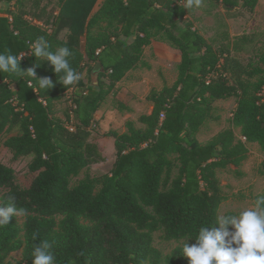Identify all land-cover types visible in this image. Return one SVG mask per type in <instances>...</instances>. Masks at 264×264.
Here are the masks:
<instances>
[{
    "label": "trees",
    "instance_id": "16d2710c",
    "mask_svg": "<svg viewBox=\"0 0 264 264\" xmlns=\"http://www.w3.org/2000/svg\"><path fill=\"white\" fill-rule=\"evenodd\" d=\"M58 2L56 12L44 0H0V54H26L21 68L39 64L37 78L54 84L43 90L33 80L37 92L28 88L30 77L0 71V136L13 159L29 158L37 173L21 187L15 168L0 161V206L14 196L27 210L22 227L17 217L0 226V264L18 250L22 264H33L34 247L44 240L55 264H189L183 244L195 243L201 227L216 226L227 198L221 176H243L248 143L264 151V31L232 35L226 22L256 12L259 0H203L191 10L185 0H103L96 10L99 0ZM198 10L214 18L211 39L195 25ZM40 36L53 52L66 46L74 53L76 84L66 88L48 61L31 55ZM153 41L179 50L176 80L149 90L153 108L138 124L127 120L125 131L109 132L112 169L73 185L105 159L91 139L95 113L129 71L150 67L145 49ZM229 98L236 102L231 126L201 142L199 131L219 118L215 102ZM157 231L179 243L165 257L154 246Z\"/></svg>",
    "mask_w": 264,
    "mask_h": 264
},
{
    "label": "rangeland",
    "instance_id": "374dc122",
    "mask_svg": "<svg viewBox=\"0 0 264 264\" xmlns=\"http://www.w3.org/2000/svg\"><path fill=\"white\" fill-rule=\"evenodd\" d=\"M44 0L49 3L50 8H54L56 12L59 9L58 0ZM103 0H99L96 8ZM195 25L203 33V35L211 39L215 34L216 23L211 15L203 14L202 10H198L194 17ZM228 29L232 35L242 33H250L253 31H264V0H260L259 8L254 13L245 11L242 15L235 18H226ZM64 30L60 33L64 35ZM145 58L150 63V67H139L129 71L126 77L120 81L116 92L111 93L100 113L99 124L95 127L92 140L98 143L101 153L105 156L104 161L92 164L85 168L77 177L72 180V184L78 183L87 175L98 176L109 172L112 169L116 154L114 148V137L109 133L111 131L122 132L125 128L127 120L123 121V113L116 107L117 95L122 94L123 101L129 103L134 101L137 110L133 113L138 115L139 111L149 109V101L140 98L144 93L152 87L160 88L165 83L172 84L178 75V63L180 62L179 50L171 47L165 42L153 41L151 45L145 49ZM88 81L87 78L84 79ZM136 99V101H135ZM146 106V107H145ZM217 120H210L198 133L201 142H207L214 134L220 130L230 127V119L236 107L234 98L221 99L215 102ZM113 110V115L109 109ZM62 114V111L59 112ZM138 117V116H137ZM103 120V125L100 121ZM238 136L241 135L239 129H236ZM4 136H0V161L12 166L16 171V182L21 187H29L32 184L36 172L30 171L28 167L29 158L15 160L13 154L9 152L3 144ZM251 157L245 164L246 175L242 179H230L229 175L223 174L221 177L224 182H229L227 189L228 198L222 204L220 213L226 214L232 212L238 214L241 210L254 205L253 195L264 193V151L259 145L249 144ZM20 226L24 224V216L17 217ZM232 230V228H230ZM179 243L176 241H166L162 237V232L157 231L154 234V246H156L163 254V257L169 255ZM22 250L15 251L10 254L7 264H22ZM143 264H152L147 261ZM164 264V263H162Z\"/></svg>",
    "mask_w": 264,
    "mask_h": 264
},
{
    "label": "clouds",
    "instance_id": "9594fccd",
    "mask_svg": "<svg viewBox=\"0 0 264 264\" xmlns=\"http://www.w3.org/2000/svg\"><path fill=\"white\" fill-rule=\"evenodd\" d=\"M202 3L203 0H185L183 8H199ZM30 49L31 55L48 61L53 66L58 81L66 88L81 79L80 73L70 66L69 58L74 53L68 47H59L53 52L45 37L40 36L30 44ZM25 55H13L10 49H5L4 54H0V71L15 73L20 78L30 77L28 88L36 91L33 80L37 82L39 89L54 87L50 77L37 78L36 67L39 64L27 69L21 68ZM8 199L7 206H0V226L11 223L13 217L27 214L26 209L16 207L14 196H9ZM36 238L37 234L34 233L33 239ZM51 249L52 244L47 240L35 246L32 252L33 264H55ZM182 253L188 258L189 264H264V194L258 196L252 207L243 209L236 215L218 213L216 226L201 227L195 243L189 245L185 242Z\"/></svg>",
    "mask_w": 264,
    "mask_h": 264
},
{
    "label": "crops",
    "instance_id": "0c3cea01",
    "mask_svg": "<svg viewBox=\"0 0 264 264\" xmlns=\"http://www.w3.org/2000/svg\"><path fill=\"white\" fill-rule=\"evenodd\" d=\"M259 4H260V0H259V3H258V5H257V7H256V10L259 8ZM128 75V74H127ZM124 79V78H123ZM122 79V80H123ZM121 80V81H122ZM120 83V82H119ZM118 83V84H119ZM118 84H117V87H118ZM161 88V87H160ZM149 92V91H148ZM148 92L146 91L145 93H144V95L143 96H141L140 95V98H143V99H146V96H147V94H148ZM117 98L118 99H120L119 101H122V102H124L126 105H128L130 108H131V110H124V111H121V110H119L116 106V108L120 111V112H122L123 113V121H124V119H129V120H134V121H136L137 122V120H138V117L141 115V114H144V113H150L151 112V110H152V108H153V106H152V104H151V102L149 103V109H147V110H142L141 109V111H139V113H138V117L136 116V115H134V111L135 110H137V105L135 104V102L134 101H129V103H127L126 101H123L122 99L124 98V96H122V94H120L119 93V95H117ZM147 100V99H146ZM107 101V100H106ZM105 101V102H106ZM135 101H136V99H135ZM148 101V100H147ZM105 102H104V104H105ZM104 104L102 105V107L95 113V118L98 120V124H99V119H100V113L103 111L102 110V108H104L103 106H104ZM146 107V106H145ZM108 113H111L112 115H113V110H112V108L111 109H109V112ZM100 123L103 125V120H101L100 121ZM137 124H138V122H137ZM126 130V126H125V128L123 129V131H125ZM122 131V132H123ZM239 131H240V129H239ZM93 135V134H92ZM240 137H241V135H240ZM244 139V138H243ZM249 144H254V145H259L258 143H248V147H249ZM260 147V146H259ZM261 148V147H260ZM251 152H252V150H250V147H249V155H248V158L244 161V163L242 164V166H240L239 167V170L240 171H242L244 174H243V176H241V177H237L236 175H234V174H228V173H226L227 175H229V178L230 179H242L243 177H245V175H246V170H245V168H244V166H245V164L247 163V161L249 160V158L251 157ZM232 168H236L235 166H232ZM222 182H223V184H225L226 185V188H225V192H226V196H227V198H228V194H227V189H228V187H229V182H224L223 181V179H222ZM227 198H226V200H227ZM225 200V201H226ZM224 201V202H225ZM223 202V203H224Z\"/></svg>",
    "mask_w": 264,
    "mask_h": 264
},
{
    "label": "water",
    "instance_id": "95a60500",
    "mask_svg": "<svg viewBox=\"0 0 264 264\" xmlns=\"http://www.w3.org/2000/svg\"><path fill=\"white\" fill-rule=\"evenodd\" d=\"M101 67V64L98 63L97 66H96V69H99Z\"/></svg>",
    "mask_w": 264,
    "mask_h": 264
}]
</instances>
